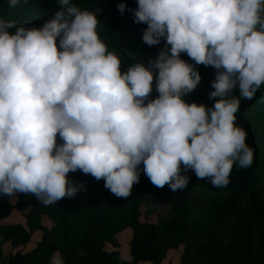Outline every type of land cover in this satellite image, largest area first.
<instances>
[{"label":"clouds","instance_id":"1","mask_svg":"<svg viewBox=\"0 0 264 264\" xmlns=\"http://www.w3.org/2000/svg\"><path fill=\"white\" fill-rule=\"evenodd\" d=\"M59 3L39 29L0 21V194L51 205L76 195L68 174L81 170L127 198L141 164L158 188L185 189L182 171L223 188L234 165L253 164L236 114L264 85V0H138L129 11L148 25L143 42L171 47L127 71L98 34L102 10ZM181 53L218 70L212 108L185 101L201 75Z\"/></svg>","mask_w":264,"mask_h":264},{"label":"trees","instance_id":"2","mask_svg":"<svg viewBox=\"0 0 264 264\" xmlns=\"http://www.w3.org/2000/svg\"><path fill=\"white\" fill-rule=\"evenodd\" d=\"M71 3L81 10H102L97 14V31L108 50L121 59L122 71L140 62L148 66L161 50L171 47L163 38L154 46L143 42L148 25L135 23L133 11H129L138 8V0ZM121 3L126 5L123 14L118 10ZM59 9V0H20L15 8L9 6V0H0V21L39 29ZM181 59L193 64L201 75L200 84L184 97L185 101L212 108L215 100L209 93L214 91L211 85L218 70L196 65L186 53H181ZM231 95L240 98L238 90ZM158 96L154 80L149 99ZM236 116V125L246 130V143L254 149V161L247 169L234 165L227 187H214L210 179L200 180L194 171H182L190 177L189 184L172 192L168 185L154 186L141 164L140 181L127 198L116 197L105 188L103 179L97 181L81 170L68 174L78 189L76 195L51 205H43L32 194L18 192L14 202L0 194L3 240L15 249L25 246L34 232H40L31 249L12 251L7 264H55L54 254L60 264H161L167 252L180 245L184 246L180 264H264V85L253 99L240 98ZM57 143L63 144L59 135ZM14 208L27 209L23 223L4 222ZM142 213L144 218L155 215L157 221L141 220ZM44 218L51 226L43 223ZM125 229L131 231L129 259L117 249L116 236ZM108 245L112 248L107 249Z\"/></svg>","mask_w":264,"mask_h":264},{"label":"rangeland","instance_id":"3","mask_svg":"<svg viewBox=\"0 0 264 264\" xmlns=\"http://www.w3.org/2000/svg\"><path fill=\"white\" fill-rule=\"evenodd\" d=\"M17 193L9 196L11 202H14L16 200ZM26 210L27 209L14 208L12 213L10 214V216L8 218H6L4 220V222L5 223H17V222L23 223V221H24L23 216H24V213ZM142 210H144V209H142ZM140 218H141V220L146 219L147 221H151V222L157 221V217L155 215L150 216L148 218H144L143 213H142ZM43 223L48 224L49 226H51V224H52L49 220H47V218L43 219ZM130 237H131V231L129 229H125L124 231L120 232L116 236L117 241L119 242V246L117 247V249L119 250L121 256L124 259H129L128 242H129ZM39 238H40V232L36 231L33 233L30 241L25 246L17 247L15 249H13L10 246V244L8 243V241H5L0 237V264H7L8 256L14 250L22 249L23 251H26V250L31 249L34 246V244L39 240ZM106 248L111 249L112 247L110 245H108ZM183 252H184V246L183 245H180L177 249L169 250L167 252L165 259L162 261L161 264H180L181 260H182L181 258L183 256ZM53 261L55 264H60L59 263V256L57 254H54ZM139 264H150V263L139 262Z\"/></svg>","mask_w":264,"mask_h":264}]
</instances>
